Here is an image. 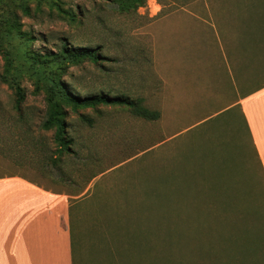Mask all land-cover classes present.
Wrapping results in <instances>:
<instances>
[{
  "label": "rangeland",
  "instance_id": "1",
  "mask_svg": "<svg viewBox=\"0 0 264 264\" xmlns=\"http://www.w3.org/2000/svg\"><path fill=\"white\" fill-rule=\"evenodd\" d=\"M54 1L0 0V31L6 35L9 10L25 34L10 44L0 36V75L6 52L20 57L9 79L15 77L25 94L18 108L16 90L0 82V177L25 178L77 201L75 264H264V178L257 151L240 107L209 115L234 100L235 89L240 95L264 83L260 5L146 0L136 11L120 13L107 1L60 0L80 20L71 26L52 8ZM63 42L101 57L97 64L66 68L61 79L75 93L143 98L161 117L147 121L119 106L69 109L74 153L56 167L53 131L41 129L47 109L42 70L23 55L56 53ZM198 81L208 84L205 93L197 86L181 91L182 84ZM220 86L230 92L228 102L218 97ZM169 182L178 186L183 212L197 218L196 252L206 259L186 256L187 244L174 235L144 239L148 225L167 222L169 214L152 200L170 197L163 188Z\"/></svg>",
  "mask_w": 264,
  "mask_h": 264
},
{
  "label": "trees",
  "instance_id": "2",
  "mask_svg": "<svg viewBox=\"0 0 264 264\" xmlns=\"http://www.w3.org/2000/svg\"><path fill=\"white\" fill-rule=\"evenodd\" d=\"M94 1H107L114 5L115 9L120 13H130L136 11L138 8L145 5L146 0H94ZM255 5L258 3L260 6H255L257 13L263 22L262 32H264V0H254ZM52 8L57 11L58 16L66 21L71 26L80 24V20L76 12L72 9H65L60 0L54 1ZM21 10L24 15L30 16V7L26 4L21 5ZM5 25L7 27L6 35L0 31L1 39L6 40L8 44L17 37H24L25 34L21 30V23L19 16L13 11H7ZM30 38L27 39V41ZM24 58L28 59L33 66L41 68L42 79H38L46 92V116L41 123V129L44 131H53V141L56 146L54 153V162L56 167L60 164L63 159L70 157L73 151L74 139L69 134V116L68 110L73 112H79V110L86 109H98L101 106H119L126 107L134 116L142 118L147 121H157L161 117V113L157 110L150 109L144 105L143 98L132 99L128 96L118 95L115 97L110 96L108 93H96L91 95H81L75 93L69 88L61 79L66 68L72 65H79L83 62L90 61L97 64L101 60L98 55V51L89 47H75L69 43L63 42L58 48L56 53L47 52L45 54H36L33 52L25 53ZM20 58V57H19ZM13 53L6 52V69L5 74L0 75V82L9 84L16 90L17 101L16 105L18 108L21 107L25 100L24 90L21 88L20 83L13 76L11 68L15 60ZM53 67L54 69H52ZM47 69L50 72L45 71ZM39 86L37 90H39ZM19 118H23V115H19ZM78 119L88 125L93 124V119L88 115H78ZM247 127V126H246ZM247 129V128H246ZM247 134H250L247 129ZM255 148V147H254ZM256 150V149H255ZM256 152V151H255ZM257 155V153H256ZM258 158V155H257ZM258 164L261 174L264 178V170L261 162L258 158ZM104 171H102L103 173ZM98 176L94 173L90 180H93ZM163 188L169 191L167 198L157 197L152 202L156 203L158 210L162 213L167 212L169 214L166 223L158 222L155 227L148 225L145 232L144 239L146 241L153 242L155 240L167 241L173 235L178 237V241L185 242L187 247L184 249L186 256L196 259H206V256L197 250V242L199 241L197 218H193L192 214L183 212L185 208L184 202L180 200L177 195L179 193L178 186L173 182L167 183ZM155 191L161 190L155 188ZM173 195V196H172ZM77 201L71 200V212L73 213L77 207ZM191 206V205H190ZM193 210V207L191 206ZM166 213V214H167ZM184 213V215H183Z\"/></svg>",
  "mask_w": 264,
  "mask_h": 264
},
{
  "label": "crops",
  "instance_id": "3",
  "mask_svg": "<svg viewBox=\"0 0 264 264\" xmlns=\"http://www.w3.org/2000/svg\"><path fill=\"white\" fill-rule=\"evenodd\" d=\"M164 81L166 95L168 83ZM195 87L202 93L209 88L198 81L197 85L182 84L181 91ZM220 91L222 103L228 102L227 87L220 86ZM234 94V100L209 115H223L233 106L240 107L264 170V83L240 95L235 89ZM71 198L25 178L0 177V264H75Z\"/></svg>",
  "mask_w": 264,
  "mask_h": 264
}]
</instances>
